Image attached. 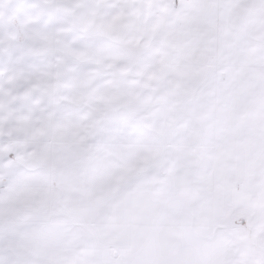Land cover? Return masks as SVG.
Here are the masks:
<instances>
[{
    "label": "snow or ice",
    "instance_id": "6c2138e0",
    "mask_svg": "<svg viewBox=\"0 0 264 264\" xmlns=\"http://www.w3.org/2000/svg\"><path fill=\"white\" fill-rule=\"evenodd\" d=\"M0 264H264V0H0Z\"/></svg>",
    "mask_w": 264,
    "mask_h": 264
}]
</instances>
